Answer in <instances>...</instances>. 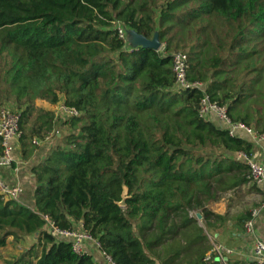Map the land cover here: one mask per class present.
Wrapping results in <instances>:
<instances>
[{
    "label": "trees",
    "instance_id": "16d2710c",
    "mask_svg": "<svg viewBox=\"0 0 264 264\" xmlns=\"http://www.w3.org/2000/svg\"><path fill=\"white\" fill-rule=\"evenodd\" d=\"M117 22L162 48L127 46ZM177 51L190 82L264 134V0H0V106L20 113L25 159L54 132L32 168L35 207L0 193V248L33 241L6 264H98L46 218L81 226L113 264H256L209 238L228 218L209 205L249 183L236 154L256 144L201 117L200 88L175 89ZM41 102L80 114L60 121Z\"/></svg>",
    "mask_w": 264,
    "mask_h": 264
},
{
    "label": "built area",
    "instance_id": "2783aa9c",
    "mask_svg": "<svg viewBox=\"0 0 264 264\" xmlns=\"http://www.w3.org/2000/svg\"><path fill=\"white\" fill-rule=\"evenodd\" d=\"M115 28L118 31V35L123 40H127V32L125 27L117 22ZM162 48V47H161ZM160 48V49H161ZM159 50V49H158ZM173 72L175 74V89L178 92H184L185 90L194 86L200 88L203 91V97L200 101L199 114L201 117L209 119L211 115H215L229 129L231 135H239V131L245 132L252 141L264 148V134H258L254 128L246 126L243 123H233L230 119L225 106H220L216 102L212 101L210 96L204 92V85L201 83L195 84L188 79L189 60L188 54L183 51H177L172 54ZM59 110L66 116H77L80 111L75 107L67 106L63 103L60 104ZM22 134L20 124V113L11 110L8 106L0 107V167L12 166L14 162L13 157V141L19 140ZM54 132L48 133L43 139L34 138L33 143L40 145L43 142H47L53 138ZM236 158L243 160L248 164V178L249 182L253 184H264V158L257 159L254 156L249 157L244 153L236 154ZM0 193L5 194L10 198L17 199L22 193V187L20 184H9L3 180L0 175ZM264 209V199L258 206L252 209L250 217L245 221V229L248 234L253 236V253L257 264H264V240L255 235V221L261 210ZM48 222V231L56 234L72 244L73 250L81 255L86 253V244L89 242H95L99 245L98 241L93 236L84 230L82 227L62 229L58 227L54 222L46 218ZM217 252H231L229 249L222 247H215ZM105 255V254H104ZM111 264L109 256L105 255Z\"/></svg>",
    "mask_w": 264,
    "mask_h": 264
},
{
    "label": "crops",
    "instance_id": "0c3cea01",
    "mask_svg": "<svg viewBox=\"0 0 264 264\" xmlns=\"http://www.w3.org/2000/svg\"><path fill=\"white\" fill-rule=\"evenodd\" d=\"M209 120L213 121L221 128L227 127L226 124L215 115H211ZM239 135L252 141L243 131H239ZM53 144V138L47 142L41 143L39 145L40 149L36 151L30 159H25L22 154L20 141L15 140L13 141L14 162L12 166L0 167V175L5 182L9 184H20L22 193L17 200L28 207H35V179L32 168L43 159ZM254 157L263 159L264 148L255 145ZM263 199L264 184L257 185L249 182L225 192L218 200L210 203L209 207L215 213L227 215L228 217L223 225L217 228V233L213 234L214 239H211L214 249L219 246L231 251L217 252L221 258H224V260L229 259L232 263L256 262L253 253V236L247 233L244 226L245 220H243L242 217L244 215L248 216L251 210L258 206ZM254 229V234L264 240V209L261 210L260 214L257 216ZM86 246V253L92 254L94 260L98 264H111L100 250L97 243L89 242ZM215 251L217 250L215 249Z\"/></svg>",
    "mask_w": 264,
    "mask_h": 264
},
{
    "label": "rangeland",
    "instance_id": "374dc122",
    "mask_svg": "<svg viewBox=\"0 0 264 264\" xmlns=\"http://www.w3.org/2000/svg\"><path fill=\"white\" fill-rule=\"evenodd\" d=\"M125 29H126V32H127L126 44H128L127 46H132L131 41H130V32H131V30L128 29V28H125ZM60 104H61V102L57 103V104H51L50 102H41L40 103V105L43 106V107L44 106L45 107L46 106H53L54 110H55V113H56V118L61 121L63 119H66L67 117H65L66 115L64 113L60 112V110H59ZM2 106H8L11 110L16 111L15 106H13L11 104L4 103V105H1L0 107H2ZM56 131H62V128L60 127V124L59 125L57 124ZM53 140H54V138H53ZM195 214H196V216L198 218V215L200 214V212L195 211ZM199 219H200L199 221L201 223H203V219L202 218H199ZM209 238H210V240L214 239L212 234L209 235ZM32 244H33V241H31L30 238L23 239V240H18V241H15L14 239L9 238L7 245L5 247L0 248V264H6L5 260H7V259L12 260V259L18 258L19 255H21L24 252L25 249L26 250L29 249Z\"/></svg>",
    "mask_w": 264,
    "mask_h": 264
},
{
    "label": "water",
    "instance_id": "95a60500",
    "mask_svg": "<svg viewBox=\"0 0 264 264\" xmlns=\"http://www.w3.org/2000/svg\"><path fill=\"white\" fill-rule=\"evenodd\" d=\"M130 41L133 47L142 46V47H148V48L158 50L162 46L158 33H156L152 39H148L145 36L137 33L136 31L131 30ZM125 195H126V192L123 193V200L120 202L121 206L125 205ZM199 218H202L201 214L198 215V219Z\"/></svg>",
    "mask_w": 264,
    "mask_h": 264
}]
</instances>
